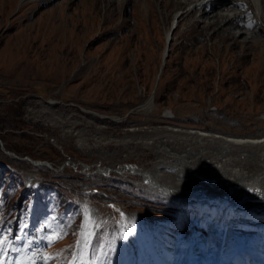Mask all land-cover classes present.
Returning a JSON list of instances; mask_svg holds the SVG:
<instances>
[{"label": "rangeland", "instance_id": "rangeland-1", "mask_svg": "<svg viewBox=\"0 0 264 264\" xmlns=\"http://www.w3.org/2000/svg\"><path fill=\"white\" fill-rule=\"evenodd\" d=\"M175 1L153 0L146 15L134 2L114 10L104 0H0L1 174L8 179L10 170L19 173L22 186L16 194L44 180L82 207L80 223L75 213L63 228L51 217L45 227L35 226V235L44 230L45 240L59 238L48 240L46 248L34 245L27 255L31 262L44 252L45 264H61L72 250L76 254L75 238L83 231L76 264H92L94 255L98 262L120 264L126 254L123 264H174L175 243L194 235L202 241L198 254L214 264H264L256 242L264 234V220L233 215L218 222L216 214L195 203L183 206L163 198L137 173L98 171L124 161L148 169L160 158L156 148L172 146L170 140L179 139L184 148L201 146L195 154L217 142L244 148L232 144L234 139L264 145L260 24L249 20L257 31L251 48L233 41L210 46L202 24H194L196 12L175 31L170 28L174 34L166 45L164 31L180 9H188L178 6L163 21V4L167 9ZM148 98L150 106L137 107ZM238 156H223L224 163L235 164ZM30 157L46 162L33 163ZM163 160L172 161L164 155ZM23 196L12 197L13 205ZM30 204L27 199L23 209L31 217L27 221L39 218ZM8 225L3 223L2 235ZM97 228L100 241L93 252ZM14 243L13 238L12 248ZM48 252H57L56 258L47 259Z\"/></svg>", "mask_w": 264, "mask_h": 264}, {"label": "bare ground", "instance_id": "bare-ground-1", "mask_svg": "<svg viewBox=\"0 0 264 264\" xmlns=\"http://www.w3.org/2000/svg\"><path fill=\"white\" fill-rule=\"evenodd\" d=\"M104 1L109 5V8L111 7L110 9L113 8L114 10L117 8L118 4L124 3L128 5V2L129 4L134 2L135 6L139 5L140 8L144 7L143 14L146 10V15L149 14L148 12L151 11V9H154L152 6L153 0ZM193 1L194 2H192V0H176L175 6L167 9H165V3L163 4V21H167V17L176 7L188 5L186 6V9L188 8L187 10L180 9L182 12L179 11L177 14L174 13L175 16L171 20L170 27L164 31L166 45H169L174 34L170 32V28L174 25L172 31H175L178 26L188 21L187 19L192 13L196 12L199 15L195 17L196 20H194V24L197 26H201L202 24L204 41L206 42L207 38L210 46L217 43H224L225 45L227 42L233 41L232 45L243 44L251 48L257 40V31L264 32V0ZM221 2L224 6L218 7ZM249 20H253L252 25H256L257 22L260 24L257 31L252 29L253 26H250L251 23ZM247 27H249L251 31L249 34L243 33L242 31ZM235 29L239 30L235 32ZM197 35L201 36L200 33ZM150 104L151 98H148L137 107L144 108L150 106ZM165 113L166 116L170 115V111H166ZM203 138H205V136ZM178 140L179 139L175 141L170 140L172 143L170 147L162 149L156 148V152L161 154L159 156L160 158L148 169H143L141 165L136 163L131 164L129 161H124L118 166L99 168L98 171L105 174L113 171L137 173L145 187L159 193L163 198L176 201L183 206H186L190 202L195 203L199 210L208 209L213 212V214H216L218 222L226 220L233 215L245 219L259 218L264 220V145L257 142L247 143L240 139H234L231 140L232 144L244 148L229 149L230 147L226 148L227 145L222 147V145L217 142L216 144L210 143L208 146V148L212 150L195 154L196 150L201 146L198 147L193 145L188 147L185 145L184 148V145L179 144ZM225 142L230 141L225 140L224 144H226ZM251 145L257 148L256 150L259 151V153L249 148ZM80 146H82L81 143ZM260 151H263V153H260ZM232 154H239V161L235 164L231 162L224 163L223 156H230ZM163 155L172 159V161L163 160ZM207 158L219 159L221 163H206L205 160ZM30 174H28L29 181L32 179L31 176H29ZM32 176L34 177V174H32ZM173 177L175 178L173 179ZM155 228L157 231L163 232L165 226L156 225ZM84 235L85 233L82 231L78 240L82 241ZM85 239L86 237L84 240ZM256 242L261 246L264 255V234L257 237ZM201 245L202 241H200L199 237H196V235L193 237L191 236L189 240L177 241L175 243V251L177 250L178 254L176 253L177 257L174 264H214L213 260L210 261L198 254V247ZM81 251L82 249L79 251V248H77L76 256L80 257ZM180 251H183V256L181 258L178 257L182 253Z\"/></svg>", "mask_w": 264, "mask_h": 264}, {"label": "trees", "instance_id": "trees-1", "mask_svg": "<svg viewBox=\"0 0 264 264\" xmlns=\"http://www.w3.org/2000/svg\"><path fill=\"white\" fill-rule=\"evenodd\" d=\"M13 175L7 179L0 171V217L1 221H9L14 212L12 197L16 199V190L22 186V183H17V178H20L19 173L15 170H10ZM16 177V180L14 179ZM23 181L24 177L21 178ZM49 184L44 180H38L36 184L28 188L24 195L23 205L21 206V214L23 217V209L25 208V201L29 199L31 202L30 210L39 216V219L47 224L45 221L51 217L57 225L64 227L70 224L68 222L69 215H79L78 222L80 221L81 210L79 205H75L67 198L66 194L62 195V189L54 187L49 189ZM61 188V187H60ZM58 190L60 192H58ZM30 191V192H29ZM29 192V193H28ZM14 199V200H15ZM76 207V208H75ZM48 225V224H47ZM100 241V232L97 230L93 240V251L96 252Z\"/></svg>", "mask_w": 264, "mask_h": 264}, {"label": "snow or ice", "instance_id": "snow-or-ice-1", "mask_svg": "<svg viewBox=\"0 0 264 264\" xmlns=\"http://www.w3.org/2000/svg\"><path fill=\"white\" fill-rule=\"evenodd\" d=\"M90 220V217H89ZM59 237L57 236H53V237H47V239L49 240V242H51L52 240L58 239ZM17 239H19V237H17ZM3 243H5L4 240H0V245H2ZM81 240H77L75 247L76 248H80L81 247ZM47 259H52L51 256H49ZM80 257L76 256L75 254H73V259L71 261H67L66 264H76V261L79 260Z\"/></svg>", "mask_w": 264, "mask_h": 264}, {"label": "water", "instance_id": "water-1", "mask_svg": "<svg viewBox=\"0 0 264 264\" xmlns=\"http://www.w3.org/2000/svg\"><path fill=\"white\" fill-rule=\"evenodd\" d=\"M30 160L33 161V162H46V161H44L42 159H34V158H31V157H30Z\"/></svg>", "mask_w": 264, "mask_h": 264}]
</instances>
